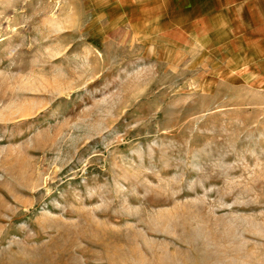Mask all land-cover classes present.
<instances>
[{
	"label": "rangeland",
	"instance_id": "obj_1",
	"mask_svg": "<svg viewBox=\"0 0 264 264\" xmlns=\"http://www.w3.org/2000/svg\"><path fill=\"white\" fill-rule=\"evenodd\" d=\"M155 1L0 0V264H264V85Z\"/></svg>",
	"mask_w": 264,
	"mask_h": 264
},
{
	"label": "crops",
	"instance_id": "obj_2",
	"mask_svg": "<svg viewBox=\"0 0 264 264\" xmlns=\"http://www.w3.org/2000/svg\"><path fill=\"white\" fill-rule=\"evenodd\" d=\"M154 3L173 8L178 22L176 30L191 31L199 46L208 47L207 53L231 55L235 69L254 70L253 76L264 85V0Z\"/></svg>",
	"mask_w": 264,
	"mask_h": 264
}]
</instances>
